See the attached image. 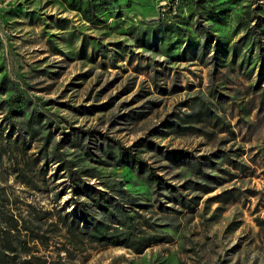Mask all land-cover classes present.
<instances>
[{
	"label": "rangeland",
	"instance_id": "374dc122",
	"mask_svg": "<svg viewBox=\"0 0 264 264\" xmlns=\"http://www.w3.org/2000/svg\"><path fill=\"white\" fill-rule=\"evenodd\" d=\"M255 42L264 56V0H0V137L10 139H0V201L40 220L38 240L13 264H264V60ZM9 108L22 114H10L13 124L51 123V144L94 171L85 189L134 196L130 206L117 201L132 232L149 237L143 251L95 241L83 224L68 231L59 214L71 212L73 193L53 200L65 173L52 176L57 165L38 157L40 141H11ZM195 109L184 128L168 123ZM74 128L97 133L75 144ZM119 146L147 163L157 191ZM168 150L224 172L203 167L216 181L197 189L203 181ZM138 215L161 219L150 230Z\"/></svg>",
	"mask_w": 264,
	"mask_h": 264
},
{
	"label": "trees",
	"instance_id": "16d2710c",
	"mask_svg": "<svg viewBox=\"0 0 264 264\" xmlns=\"http://www.w3.org/2000/svg\"><path fill=\"white\" fill-rule=\"evenodd\" d=\"M204 36L209 41V38H214L213 34H210L207 30H204ZM245 34L243 38H246ZM256 45V42L254 44ZM216 47V46H215ZM257 55L261 60H264L263 50L257 46ZM129 88L126 86L124 88ZM200 112V109H195L190 113H183L182 116H176V120L168 121L174 128H184L181 125L184 121H190L193 116H197ZM11 115H22L16 110L8 109V115L5 116V120H7V127L14 129L17 133L14 134L11 141L16 143L18 141V137L21 136V143L25 145L24 140L32 141L38 140L39 146L37 150L38 157L41 158L44 164H56L57 169L56 173L52 176H56V179L61 177L59 176L61 173H65L66 183L62 182L63 186L59 188L57 191L53 193V200H57L62 193H65L67 189L73 193L68 199V203L71 206V212H64L59 214L60 221L67 226L68 231L70 232H81L80 224H83L87 235L90 238H93L95 241L101 240H113L116 242L118 238H120L122 245L130 249L134 253H139L143 251L149 244V237L145 236H137L135 232H132L130 227H132V216L126 215L121 209L120 204L117 200H122L125 206H130L133 204L134 196L128 192L126 189L121 188V186L114 187L111 193H107L103 190H99L96 188L85 189L86 186H83L82 181L84 177H95L94 171L89 168H80L76 169L73 167V163L66 159L64 155L59 151L60 142H53L52 140V131H51V123L38 122V118L32 119V116L27 117L25 119H18L13 124L9 122ZM39 117V114H36ZM187 117V119H185ZM44 130V132H43ZM73 143L82 144L83 140H86L90 134L97 133L94 130H81L79 128L73 129ZM103 137V135H102ZM1 140L9 141L10 139H4L0 137ZM108 140V138H106ZM146 145H151V140L145 141ZM106 149H112L114 146L105 144ZM101 152H105L106 156H109V152L104 148L101 144H98ZM121 156H126L130 163L134 165V167L140 172H147V176L149 177V185L150 187H154L153 191H157L159 187L158 177L153 173L151 168L147 165V163L140 159L138 156L130 153L127 148H123L119 146ZM166 156L173 161L175 164H179V166H188L192 169V173L199 179L202 180V183L193 182L194 187L197 189H207L209 186L206 183H210L216 181L217 176H212L206 172L202 171L203 167H206L208 170L212 171H221L224 172L221 168L217 167L216 164L209 161L208 159L198 161L194 159L193 161H189L185 155H175L174 150H168L165 152ZM87 154V152H86ZM3 156V152L0 150V159ZM113 157V156H112ZM176 161V162H175ZM193 167V168H192ZM61 171V173H58ZM20 173V172H19ZM19 176V174L17 175ZM188 182V181H186ZM68 185V186H66ZM59 186V185H57ZM168 189V199L178 201L183 204V201L177 200L175 196L172 195V192L175 191V188L166 185ZM157 193V192H156ZM1 195V194H0ZM74 195H81L86 197L85 201H78ZM189 208L190 206L187 205ZM46 217V216H45ZM139 217V218H138ZM137 218L140 220L141 224L150 230H154V228L158 225L155 220H159L161 218H155L153 221L149 220V217H143L142 215H138ZM40 220L33 216L31 220L27 222L23 220V218L16 213H12L10 210H4L3 204L0 201V264H13L14 258L16 256H20L24 252L23 244L30 242H36L38 240V229ZM116 223L117 226H112L111 224ZM170 226V223L166 224ZM22 231L24 233L23 240H20L19 233ZM139 231V230H138ZM133 235V236H132ZM163 242V241H162ZM15 256V257H14Z\"/></svg>",
	"mask_w": 264,
	"mask_h": 264
}]
</instances>
